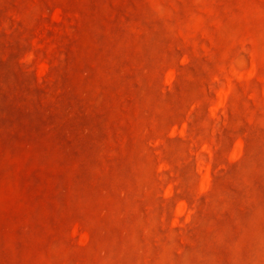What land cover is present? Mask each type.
<instances>
[{
	"label": "rangeland",
	"instance_id": "rangeland-1",
	"mask_svg": "<svg viewBox=\"0 0 264 264\" xmlns=\"http://www.w3.org/2000/svg\"><path fill=\"white\" fill-rule=\"evenodd\" d=\"M0 264H264V0H0Z\"/></svg>",
	"mask_w": 264,
	"mask_h": 264
}]
</instances>
